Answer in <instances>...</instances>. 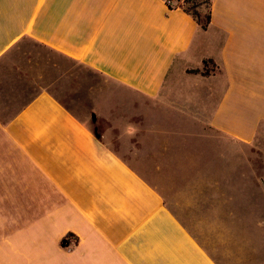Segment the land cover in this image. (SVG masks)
Masks as SVG:
<instances>
[{"label": "crops", "instance_id": "crops-1", "mask_svg": "<svg viewBox=\"0 0 264 264\" xmlns=\"http://www.w3.org/2000/svg\"><path fill=\"white\" fill-rule=\"evenodd\" d=\"M27 40L151 105L100 138L48 88L0 114V264H239L159 165L205 129L261 142L264 0H213L208 29L168 0H0V80Z\"/></svg>", "mask_w": 264, "mask_h": 264}, {"label": "rangeland", "instance_id": "rangeland-1", "mask_svg": "<svg viewBox=\"0 0 264 264\" xmlns=\"http://www.w3.org/2000/svg\"><path fill=\"white\" fill-rule=\"evenodd\" d=\"M5 61L9 66L11 62L0 80V114L6 118L14 106L23 103L18 99L48 88L92 128L98 127L108 136L113 135L111 132L125 136L123 132L137 121L133 117L137 105L145 102L109 77L32 40ZM206 66L207 71L214 68ZM200 133L183 136L185 142L197 147L179 154L192 164L178 169L175 158L165 153L159 165L161 173L165 177H171L172 172L179 175L173 186L194 197L198 221L215 227L208 232L221 240L233 259L239 264H264V133L260 134L261 142L245 146L227 144L210 129ZM144 168L158 180L157 168Z\"/></svg>", "mask_w": 264, "mask_h": 264}, {"label": "trees", "instance_id": "trees-1", "mask_svg": "<svg viewBox=\"0 0 264 264\" xmlns=\"http://www.w3.org/2000/svg\"><path fill=\"white\" fill-rule=\"evenodd\" d=\"M170 6H180L198 22L200 27L208 29L211 24L213 0H170ZM193 71L200 72L199 69ZM205 72V71H204Z\"/></svg>", "mask_w": 264, "mask_h": 264}, {"label": "water", "instance_id": "water-1", "mask_svg": "<svg viewBox=\"0 0 264 264\" xmlns=\"http://www.w3.org/2000/svg\"><path fill=\"white\" fill-rule=\"evenodd\" d=\"M92 119H93V121H96V119H97L96 113H94V112L92 113ZM94 133H95L97 138L101 137V133L98 131V127L94 128ZM64 243H68V242L66 240H64Z\"/></svg>", "mask_w": 264, "mask_h": 264}, {"label": "built area", "instance_id": "built-area-1", "mask_svg": "<svg viewBox=\"0 0 264 264\" xmlns=\"http://www.w3.org/2000/svg\"><path fill=\"white\" fill-rule=\"evenodd\" d=\"M168 2H169V3H171V1H170V0H168Z\"/></svg>", "mask_w": 264, "mask_h": 264}]
</instances>
